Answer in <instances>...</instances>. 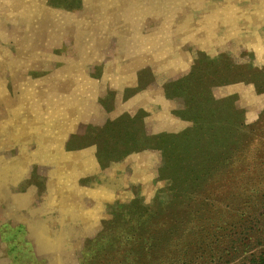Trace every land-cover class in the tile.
<instances>
[{"label": "rangeland", "instance_id": "obj_1", "mask_svg": "<svg viewBox=\"0 0 264 264\" xmlns=\"http://www.w3.org/2000/svg\"><path fill=\"white\" fill-rule=\"evenodd\" d=\"M8 1L0 264H248L264 253V0ZM38 26L56 30L47 40Z\"/></svg>", "mask_w": 264, "mask_h": 264}, {"label": "bare ground", "instance_id": "obj_2", "mask_svg": "<svg viewBox=\"0 0 264 264\" xmlns=\"http://www.w3.org/2000/svg\"><path fill=\"white\" fill-rule=\"evenodd\" d=\"M10 1H11V0H9L8 2H10ZM27 1L29 2V0H27ZM27 1L24 0L25 3H26ZM30 1H31V0H30ZM32 1H33V0H32ZM36 1H37V3H38V0H36ZM40 1H41V0H40ZM100 1H101V0H100ZM103 1H104V0H103ZM105 1H107V0H105ZM105 1H104V3H105ZM113 1H114V0H113ZM113 1H112V0H111V1L109 0V2H111V3H112ZM120 1H122V0H120ZM124 1H125V0H124ZM140 1H141V0H140ZM150 1H151V0H150ZM167 1H168V0H167ZM170 1H172V0H170ZM177 1H178V0H177ZM183 1H185V0H183ZM191 1H192V0H191ZM201 1H202V0H201ZM2 2H3V1H2ZM12 2H13V1H12ZM16 2L18 3V0L15 1V6L17 5ZM21 2H22V0H21ZM21 2H20V3H21ZM24 2H23L24 6H30V8L33 7V8H35V10H36V7H34L35 4H32L33 6H32V5H28V4L25 5ZM28 2H27V3H28ZM90 2H92V1H90ZM115 2H116V0L114 1V3H115ZM125 2H126V1H125ZM174 2H175V1H174ZM188 2H189V1H188ZM188 2H187V3H188ZM197 2H199V1H197ZM4 3H6V2L4 1ZM30 3H32V2H30ZM30 3H29V4H30ZM34 3H35V2H34ZM37 3H36V4H37ZM39 3H40V2H39ZM39 3H38V4H39ZM94 3L96 4V2H94ZM106 3H107V2H106ZM111 3H110V4H111ZM114 3H112V4H114ZM130 3H131V2H130ZM130 3H129V5H130ZM139 3H140V2H139ZM156 3H158V2H156ZM165 3H166V1H165ZM165 3H164V4H165ZM180 3H181V2H179V7H180ZM2 4H3V3H2ZM6 4H7V3H6ZM10 4H11V2H10ZM21 4H22V3H21ZM23 4H22V5H23ZM98 4H101V3L98 2ZM98 4H97V5H98ZM107 4H108V3H107ZM112 4H111V5H112ZM117 4H119V3H118V0H117V3H116V6H118ZM131 4H132V3H131ZM170 4H171V3H169V7L171 6ZM181 4H182V3H181ZM189 4H190V3H189ZM189 4H188V5H189ZM191 4H192V3H191ZM22 5H20V6H22ZM89 5H90V4H89ZM91 5L94 6L93 3H92ZM105 5H106V4H105ZM129 5H128V7H129ZM138 5H139V4H138ZM162 5H163V4H162ZM166 5H167V4H166ZM174 5H175V4H174ZM199 5H200V2H199ZM6 6H7V5H6ZM8 6H9V3H8ZM11 6H12V5H11ZM11 6H10V7H11ZM15 6H14V7H15ZM18 6H19V4H18ZM36 6L38 7V5H36ZM99 6H100V5H99ZM126 6H127V5H126ZM141 6H142V5H141ZM151 6H152V5H151ZM189 6H190V5H189ZM194 6H195V5H194ZM205 6H206V5H205ZM1 7H2V6H1ZM14 7H12V9H15ZM22 7H23V6H22ZM40 7H41V6H40ZM91 7H92V6H91ZM94 7H97V8H98V6H94ZM103 7L106 8V6H102V8H103ZM111 7H112V6H111ZM142 7H143V6H142ZM167 7H168V6H167ZM169 7H168V8H169ZM171 7H172V6H171ZM174 7H177V6H174ZM183 7H184V6H183ZM214 7H217V6H214ZM18 8H19V7H18ZM25 8H28L30 11L32 10V9H30L29 7H25ZM97 8H95V10L100 11V8H99V9H97ZM105 8H104V9H105ZM113 8H114V7H112V9H113ZM117 8H118V7H117ZM129 8H130V7H129ZM134 8H135V7H134ZM138 8H139V7H138ZM150 8L152 9L153 7H150ZM155 8H157V7H155ZM185 8H187V7H185ZM7 9H8V7H7ZM16 9H17V7H16ZM19 9H20V8H19ZM38 9H40V8H38ZM107 9H108V7H107ZM153 9H154V8H153ZM160 9L162 10L163 7H162V8L159 7V10H160ZM181 9H182V8H181ZM187 9H188V8H187ZM5 10H6V9H5ZM33 10H34V9H33ZM42 10H43V9H42ZM42 10H37V11L41 12ZM95 10H94V11H95ZM101 10H102V9H101ZM109 10H110V9H109ZM114 10H115V8H114ZM116 10H117V9H116ZM119 10H120V8H119ZM154 10H156V9H154ZM159 10H157L156 12H158ZM165 10H167V9H165ZM165 10H164V11H165ZM174 10H175V9H174ZM15 11H16V10H15ZM94 11L92 10V12H94ZM97 11H96V12H97ZM112 11H113V10H112ZM140 11H141V10H140ZM151 11H152V10H151ZM162 11H163V10H162ZM172 11H173V7H172ZM203 11H204V10H203ZM17 12H18V11H17ZM21 12L23 13V10H22ZM27 12H28V11H27ZM32 12H33V11H32ZM32 12H31V13H32ZM39 12H38V15H33V14H31V15H32V19H33V18H36V17H33V16H38V17H39V14H40ZM107 12H109V11H107ZM128 12H129V11H128ZM160 12H161V11H160ZM180 12L182 13V12H184V11H181V10H180ZM219 12H220V11H219ZM5 13H6V12H4V14H5ZM11 13H12V12H11ZM11 13H10L9 15H13V14H11ZM13 13H14V12H13ZM25 13H26V12H25ZM25 13H24L23 16H25ZM28 13H30V12H28ZM36 13H37V12H36ZM102 13L105 14L104 12H102ZM133 13H134V10H133ZM135 13H136V12H135ZM188 13H190V12H188ZM14 14H15V13H14ZM18 14H19V12H18ZM43 14L45 15V11H44ZM96 14H97V13H96ZM99 14H100V13H99ZM106 14H107V13H106ZM185 14H186V13H185ZM213 14H215V13L213 12ZM2 15H3V14H2ZM9 15L7 14V16H9ZM31 15L29 16V15H27V13H26V16H29L30 19H31ZM4 16H5V15H3V17H4ZM16 16H17V15H16ZM23 16H22L21 13H20L19 18H21V17H23ZM26 16H25V18L27 19ZM42 16H43V15H41V17H42ZM45 16H46V15H45ZM45 16H43V17H45ZM47 16L49 17V16H51V14H50V15L47 14ZM47 16H46V17H47ZM93 16H94V15H93ZM134 16H135V15H134ZM158 16H159V14H158ZM175 16H177V14H176ZM179 16H180V15H179ZM216 16H217V15H216ZM46 17H45L46 20L44 19L45 21L43 20V22H47V18H46ZM51 17H52V16H51ZM53 17H56V16H53ZM65 17H66V16H65ZM116 17H117V16H116ZM136 17H137V16H136ZM160 17H161V14H160ZM182 17H183V16H182ZM184 17H186V15H185ZM218 17H220V15H219ZM218 17H217V18H218ZM221 17H222V16H221ZM14 18H15V16H14ZM16 18H17V17H16ZM165 18H166V17H165ZM180 18H181V17H180ZM180 18H179V19H180ZM213 18H216V17H213ZM225 18H226V17H225ZM28 19H29V18H28ZM28 19H27V20H28ZM32 19H31V20H32ZM36 19H37V18H36ZM40 19H41V18L37 19V21H38V20H39V21L42 20V19H41V20H40ZM52 19H53V18H52ZM59 19L61 20L62 18L60 17ZM59 19H58V20H59ZM102 19H105V18H102ZM113 19H114V18H113ZM186 19H187V18H186ZM186 19H185V22L188 21V20L190 19V16H189L188 20H186ZM31 20H29V21L31 22ZM50 20H51V19H50ZM126 20H127V19H126ZM180 20H181V19H180ZM205 20H206V19H205ZM209 20L212 21L211 19H209ZM213 20H214V19H213ZM14 21H15V20H14ZM32 21H35V20H32ZM53 21H54V20H53ZM55 21H56V23H55ZM55 21H54L53 24H58V23H60L59 21H58V23H57V20H55ZM62 21H63V19H62ZM62 21H61V22H62ZM66 21L68 22V20H66V18H65V22H66ZM90 21H91V18H90ZM98 21H99V20H98ZM128 21H129V19H128ZM181 21H183V20H181ZM193 21H194V20H193ZM210 21H209V22H210ZM19 22H20V21H19ZM19 22H18V23H19ZM22 22H23V21H22ZM30 22H29V25H32V24L34 23V22H33V23L31 24ZM43 22H42V24H43ZM49 22L51 23V21H49ZM191 22H192V21H191ZM191 22H190V23H191ZM203 22H205V21H203V19H202V23H203ZM209 22H208V23H209ZM212 22H213V21H212ZM18 23H17V24H18ZM63 23H64V21H63ZM97 23H98V22H97ZM186 23H187V22H186ZM188 23H189V22H188ZM206 23H207V20H206ZM208 23H207V24H208ZM22 24H23V23H22ZM36 24H37V23H36ZM38 24H39V23H38ZM44 24H45V23H44ZM46 24H47V23H46ZM120 24H121V23H120ZM207 24H206V25H207ZM212 24H213V23H212ZM212 24H211V26H212ZM29 25L26 24L27 27H30ZM33 25H34V24H33ZM59 25H60V24H58L57 27H61V30H62V26H59ZM61 25H62V24H61ZM103 25H105V24L103 23ZM182 25H183V24H182ZM184 25H185V24H184ZM191 25H192V24H191ZM198 25H199V24H198ZM203 25H204V24H203ZM44 26H45V25H44ZM44 26H42V28H43ZM185 26H186V25H185ZM204 26H205V25H204ZM33 27L35 28V26H33ZM33 27H30V28H33ZM45 27L47 28V26H45ZM50 27H51V26H50ZM64 27H65V26H64ZM64 27H63V28H64ZM80 27H81V26H80ZM114 27H116V29H119V28H117V26H114V24H113V28H114ZM193 27H197V26L195 25V26H193ZM202 27H203V26H202ZM209 27H210V26H209V24H208V29H209ZM25 28H26V27H25ZM25 28H24V32L27 31V29L25 30ZM30 28H29V29H30ZM38 28H39V26H38L36 29H38ZM54 28H55V27H54ZM54 28H53V29L51 28V29L54 30ZM75 28H76V27H74V29H75ZM82 28H83V27H82ZM87 28H88V27H87ZM87 28H86V29H87ZM124 28H125V27H124ZM124 28H123V29H124ZM176 28H177V27H176ZM176 28H175V29H176ZM198 28H200V26H198ZM205 28H206V27H205ZM43 29H44V28H43ZM43 29L40 28V31H41V30L43 31ZM51 29H50V32H49V33H53V32H51ZM64 29H65V28H64ZM67 29H69V27H68ZM78 29H79V28H78ZM78 29H77V30H78ZM84 29H85V28H84ZM120 29H122V28H120ZM127 29H128V28H127ZM55 30H56V28H55ZM55 30H54V31H55ZM80 30H81V29H80ZM82 30H83V29H82ZM100 30H101V29H100ZM103 30H104V27H103ZM103 30H102V31H103ZM195 30H196V29L193 28V32H194ZM31 31H33V30L31 29ZM37 31H39V29H38ZM37 31H36V32H37ZM40 31H39V32H40ZM42 31H41V32H42ZM64 31H65V30H64ZM69 31H70V30H69ZM72 31H73V29H72ZM74 31H75V30H74ZM108 31H109V30H108ZM116 31H117V30H116ZM120 31H121V30H120ZM122 31H125V30H122ZM179 31H180V30H179ZM184 31H185V30H183V32H184ZM27 32H28V33H27ZM27 32H26V33L29 34V30H28ZM33 32H34V31H33ZM47 32H48V30L46 31V30L44 29V33H47ZM118 32H119V31H118ZM49 33H47V40H48ZM58 33H59V32H57V34H58ZM78 33H79V32H78ZM123 33H124V32H123ZM186 33H187V32H186ZM209 33H211V32L209 31ZM34 34H35V33H34ZM86 34H87V33H86ZM90 34H91V33H90ZM90 34L88 33L87 35H90ZM95 34H96V33H95ZM120 34H121V32H120ZM179 34H180V33H179ZM182 34H183V33H182ZM187 34H188V33H187ZM190 34H191V33H190ZM30 35H31V34H30ZM35 35H36V34H35ZM40 35H41V34L38 35L39 38H41ZM42 35H43V34H42ZM50 35H54V36H55V34H50ZM58 35H59V34H58ZM79 35H80V33H79ZM81 35H82V32H81ZM91 35H93V34H91ZM102 35H103V34H102ZM125 35H127V34L124 33V36H125ZM84 36H85V34H84ZM136 36H137V35H136ZM28 37H29V35H28ZM34 37H35V36H34ZM34 37H32V38L34 39ZM51 37H52V36H51ZM55 37H56V36H55ZM191 37H192V34H191ZM191 37H190V39H191ZM17 38H18V37H17ZM86 38H87V36H86ZM86 38H85V39H86ZM90 38H91V37H89L88 39H90ZM102 38H103V37H102ZM18 39H20V38H18ZM21 39H22V38H21ZM49 39L51 40L52 38H49ZM94 39H95V38H94ZM96 39H97V37H96ZM97 40H98V39H97ZM100 40H101V39H100ZM30 41H31V40H30ZM38 41H39V40H38ZM38 41H37V42H38ZM18 42H19V41H18ZM27 42H28V40H27ZM33 42H34V40H33ZM88 42H89V40H88ZM98 42L100 43L101 41L98 40L97 43H98ZM150 42H151V41H150ZM20 43H21V42H20ZM99 43H98V44H99ZM86 44H87V43H86ZM90 45H91V44H90ZM93 45H94V44H93ZM95 45L97 46V44H95ZM160 46H161V45H160ZM83 47H84V45H83ZM88 48H89V47H88ZM93 48H94V47H93ZM141 48H143V47H141ZM86 49H87V48H86ZM155 49H156V48H155ZM157 50H158V46H157ZM157 50H156V51H157ZM98 52H99V50H98ZM98 52H97V53H98ZM85 53H86V52H85ZM94 53H95V52H94ZM87 54H90V53H87ZM0 55H1V54H0ZM2 55H4V54H2ZM95 55H96V54H95ZM90 56H92V55H90ZM149 56H150V55H149ZM2 57L5 59L6 56L4 55V56H2ZM2 57L0 56V59H3ZM86 57H88V56H86ZM150 57H151V56H150ZM131 58H132V57H131ZM6 59H7V58H6ZM129 59H130V58H129ZM133 59H134V58H133ZM8 60H10V59H8ZM6 61H7V60H6ZM6 61H5V62H6ZM10 61H11V60H10ZM18 61H19V60H18ZM13 62H14V60H13ZM16 62H17V61H16ZM16 62H15V63H16ZM75 62H76V61H75ZM78 62H81V60H78ZM8 63H12V61H11V62H8ZM8 63H7V64H8ZM5 64H6V63H5ZM78 64H79V63H78ZM0 65H1V64H0ZM12 65H13V64H12ZM1 66H2V65H1ZM14 66H15V65H14ZM17 66H18V65H17ZM2 67H3V66H2ZM75 68H76V67H75ZM72 69H73V67H72ZM0 70H1V68H0ZM70 70H71V69H70ZM74 70H75V69H74ZM78 70H79V69H77V71H78ZM71 71L73 72V70H71ZM82 74H83V73H82ZM71 75H72V74H71ZM75 75H76V74H75ZM0 76H1V74H0ZM79 76H80V75H79ZM119 76H120V75H119ZM80 79H82V78H80ZM58 85H60V84L58 83ZM81 85H82V84H81ZM55 87H56V86H55ZM58 87H59V86H58ZM78 87H79V86H78ZM56 88H57V87H56ZM60 88H62V87L60 86ZM75 88H76V87H75ZM90 88H91V86H90ZM90 88H89V90H90ZM58 89H59V88H58ZM67 89H68V88H67ZM84 89H85V88H84ZM30 90H31V89H30ZM51 90H54V88L51 89ZM68 90H69V89H68ZM56 91H57V90H56ZM86 91H87V90H86ZM35 92H36V91H35ZM66 92H67V91H66ZM68 92H69V91H68ZM70 92H71V91H70ZM88 92H89V91H88ZM39 93H40V92H39ZM31 94H33V93L31 92ZM52 94H53V93H52ZM29 95H30V94H29ZM29 95H28V97H29ZM33 95H34V94H33ZM43 95H44V93H43ZM43 95H42V96H43ZM68 95H69V94H68ZM70 95H71V94H70ZM46 96H47V95H46ZM65 96H67V95H65ZM78 96H79V95H78ZM32 97H33V96H32ZM30 98H31V97H30ZM40 98H41V96H40ZM40 98H39V96H38V99H39V100H40ZM25 100L27 101V99H25ZM51 100H52V98H51ZM30 101H32V99H31ZM41 101H42V100H41ZM43 101H44V99H43ZM53 101H56V100H53ZM27 102H28V101H27ZM33 102L36 103L37 101H33ZM39 102H40V101H39ZM31 103H32V102H28V103H25V104L30 105ZM42 103H43V102H42ZM44 103H46V101H44ZM44 103H43V104H44ZM50 103H52V101H51ZM53 104L55 105V102H54ZM28 105H27V106H28ZM50 105H52V104H50ZM58 105H59V104H58ZM27 106H24V107H27ZM32 106H33V105H32ZM36 106H37V105H36ZM27 108H28V107H27ZM35 110H37V109H35ZM27 111H28V110H27ZM27 111H26V112H27ZM29 111H30V110H29ZM38 111H39V110H38ZM67 111H69V110H67ZM31 112H32V110H31ZM31 112H30V113H31ZM32 113H34V111H33ZM38 113H39V112H38ZM33 130H34V127H33ZM38 130H39V129H38ZM31 131H32V130H31ZM46 132H47V131H46ZM46 132H44V133H46ZM50 132H51V131H50ZM50 132H48V133H50ZM25 133H26V132H25ZM38 133H39V132H38ZM26 134H27V133H26ZM26 134H25V135H26ZM29 134H30V132L28 133V135H29ZM38 135H39V134H38ZM45 135H47V134H45ZM39 136H40V135H39ZM27 137H29V136H27ZM40 137H41V136H40ZM46 144H48V143H46ZM46 146H47V145H46ZM40 149H41V148H40ZM46 150H47V149H46ZM42 151H43V150H42Z\"/></svg>", "mask_w": 264, "mask_h": 264}, {"label": "trees", "instance_id": "obj_3", "mask_svg": "<svg viewBox=\"0 0 264 264\" xmlns=\"http://www.w3.org/2000/svg\"><path fill=\"white\" fill-rule=\"evenodd\" d=\"M248 264H264V253L259 257L252 259Z\"/></svg>", "mask_w": 264, "mask_h": 264}]
</instances>
